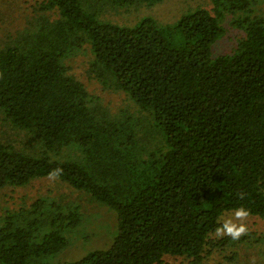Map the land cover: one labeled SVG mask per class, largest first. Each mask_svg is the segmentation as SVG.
Returning <instances> with one entry per match:
<instances>
[{
	"label": "trees",
	"instance_id": "16d2710c",
	"mask_svg": "<svg viewBox=\"0 0 264 264\" xmlns=\"http://www.w3.org/2000/svg\"><path fill=\"white\" fill-rule=\"evenodd\" d=\"M163 1L0 0V197L51 181L116 217L107 248L66 264H225L264 244L215 233L240 207L264 222V0L131 21ZM122 12L131 22L111 19ZM81 75L127 105L112 113ZM61 193L0 215V264H51L67 247L83 214Z\"/></svg>",
	"mask_w": 264,
	"mask_h": 264
},
{
	"label": "rangeland",
	"instance_id": "374dc122",
	"mask_svg": "<svg viewBox=\"0 0 264 264\" xmlns=\"http://www.w3.org/2000/svg\"><path fill=\"white\" fill-rule=\"evenodd\" d=\"M18 1L21 5L22 10L29 7L33 0H14ZM6 3H11L8 7H13L12 0H6ZM193 3V0H165L157 4H142L139 11L134 13L129 12V17L135 19L142 15L143 17H150L157 19L162 24H173L179 17L180 14L189 12V5ZM128 15L122 12L121 15H113L111 18L120 24L131 22ZM18 20V18L16 17ZM127 21L125 22V20ZM228 35V36H227ZM226 37H230L228 33ZM232 36V35H231ZM228 42L226 40L221 41V43L216 46V52H223L227 50ZM82 70H75L76 74ZM80 79L87 91L92 95H97L100 97V101L104 106L109 107L112 113L116 114L120 108L127 105V100L124 99L123 95L119 92L106 90L101 85L86 80L84 75H81ZM53 183L51 181H38L34 182L31 187L27 189H19L14 192L5 191V196L0 197V215L5 212V210H16L25 203L29 205L32 200L44 195V197L56 195L58 191H64L61 193L59 198H64L68 196L70 203L75 204L80 207V211L83 214L82 223L73 231L66 232L64 235L67 239L68 245L58 254L52 256L48 259L51 264H66L80 259L87 253L94 251L96 249H105L111 243L113 237L116 234V217L115 214L109 210L104 205H101L95 200L91 199L89 195L85 192H78L70 189L69 187L62 186L58 183ZM56 189H54V187ZM57 197V196H56ZM58 198V199H59ZM228 219H233L234 223H241V221H236L234 219V213H227L222 217V222ZM243 223L247 226L248 231L255 234L256 238H262L264 242V222L257 218H246ZM251 234H246L248 237ZM251 238V237H250ZM254 245L257 243L254 240H250ZM239 254L235 257L233 262L225 263L224 257L220 258V261L225 264H264V244L248 248L242 246L238 251ZM213 259V258H212ZM211 259L209 264H217L219 259ZM164 264H182L181 259L176 258H166ZM223 264V263H222Z\"/></svg>",
	"mask_w": 264,
	"mask_h": 264
},
{
	"label": "clouds",
	"instance_id": "9594fccd",
	"mask_svg": "<svg viewBox=\"0 0 264 264\" xmlns=\"http://www.w3.org/2000/svg\"><path fill=\"white\" fill-rule=\"evenodd\" d=\"M61 169L53 170L49 173L48 178L50 180H55L61 174ZM241 199H243V194H241ZM249 211L243 207L234 210V219L236 221H241L237 224L233 222V219H228L223 222V224L215 230L217 237L228 236L232 240H238L242 235H245L248 231L247 226L243 221L249 216Z\"/></svg>",
	"mask_w": 264,
	"mask_h": 264
}]
</instances>
